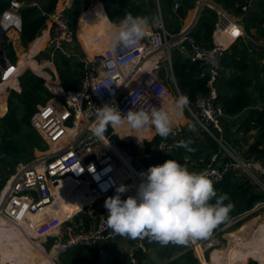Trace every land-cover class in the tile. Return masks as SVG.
I'll list each match as a JSON object with an SVG mask.
<instances>
[{
    "label": "built area",
    "instance_id": "1",
    "mask_svg": "<svg viewBox=\"0 0 264 264\" xmlns=\"http://www.w3.org/2000/svg\"><path fill=\"white\" fill-rule=\"evenodd\" d=\"M198 2L200 12L209 6L218 13L214 47L199 48L189 35L190 30L169 33L160 12L153 27L138 45L131 48L123 45L113 47L110 42L90 56L83 55L75 44L76 36L69 10L55 9L50 15L52 29L48 45L52 58L48 60V67L55 69L52 59L56 53L83 63L85 73L82 87L79 90L64 89L57 73L54 79L46 67L42 66L40 76L45 79V85L53 96L37 106L31 117V126L40 133L49 148L29 162H19L8 175L0 191V219L22 226L25 225L23 221L28 219L29 223L34 224L36 236L42 241L56 237L54 249L59 255L67 254L78 245L130 237L115 233L107 225L104 215H101L97 225L89 229H85L78 220L68 228L67 237L61 239L58 236L62 230V219L56 211L61 205V197L65 196L64 188L70 187L75 193H83L89 201L85 205L91 206L116 194V187L121 184L118 181L121 169L131 172V166L136 162L144 170L146 167L141 161L142 157L150 158L158 152H169L174 148L172 141L162 140L150 151L146 150L145 138L149 126L140 130L133 128L145 148L139 154L140 159H137L135 156L138 151L134 152L131 146L119 144L106 133L104 139L100 140L92 135L90 129L96 121L97 107L105 103L119 107L122 114H126L129 109L147 110L154 105L163 108L171 98V92L159 78L158 69L169 65L174 86L180 91L172 69V51L175 47L188 43L192 50V53L187 54L188 57L208 65L210 95L198 99L196 112L190 105L187 108L207 132L211 133V125L218 131L222 130V117L225 113L220 105L212 102L217 96L215 82L228 45L247 33L237 17L212 0ZM24 6L39 7L40 4L35 0H9V6L0 16L6 34L11 29H21L20 10ZM179 6L180 1H176L175 7ZM249 6L245 5L243 9L246 11ZM8 65L10 70L17 63L8 60ZM17 90L20 91V88ZM205 99L208 100L207 107ZM120 127L124 128L127 136L131 135L130 126L125 124ZM225 149L227 151L223 150V154L213 153L206 166L194 171H206L214 184H218L232 168L247 176L264 194V158L244 156L230 147ZM92 155L95 158L87 160ZM3 166L0 156V173ZM261 209H264V197L244 214ZM33 215L36 216L34 219L29 218ZM139 246L145 249L142 243ZM64 264L73 263L69 261Z\"/></svg>",
    "mask_w": 264,
    "mask_h": 264
},
{
    "label": "trees",
    "instance_id": "2",
    "mask_svg": "<svg viewBox=\"0 0 264 264\" xmlns=\"http://www.w3.org/2000/svg\"><path fill=\"white\" fill-rule=\"evenodd\" d=\"M35 1L40 4L39 7L24 6L20 10L22 22L20 40L22 46L25 48H28L31 42L38 43V45L45 44L47 36L40 35L43 30L47 28V20L55 11L58 2V0ZM102 1L105 2L108 17L112 21L120 20L126 13L151 18L152 11L154 12L157 10V1L155 0L152 2L150 15L128 12L126 7L131 4V0ZM176 1H180L181 6L175 7ZM212 1L228 12L231 11L236 16L245 15L244 29L247 35L251 36L253 30L257 29L262 30V36L264 37V0ZM110 3L114 5L113 8L110 7ZM158 3L167 31L169 33H178L183 27V19L186 17L188 11L196 6L197 0H158ZM249 4L250 6L245 11L243 7ZM8 6L9 0H0V16ZM43 6L48 7L47 12L42 10ZM89 6L90 2L88 0H74L72 8L69 11L74 31H76L77 19L80 12L87 9ZM86 11L87 10L81 13L79 21ZM217 19V11L209 6H205L200 12L196 25L189 32V35L194 38L199 48L210 49L214 47L213 35ZM38 36L40 37L37 38ZM3 38L6 41V57L11 63H16L18 55L12 42L9 41L6 34L3 35ZM185 45L184 51L180 50L179 47L173 49L172 69L179 90L189 97L190 106L196 112L198 109L196 106L198 99L210 95V73H208L207 64L201 60L192 61L188 57L187 54L191 46L188 43H185ZM258 49L260 50V57H264V45L257 46L255 42L246 39V37H242L232 43L228 51L225 52L220 64L221 69L215 82L217 96L212 102L214 105H220L226 116L243 114L245 110L253 106L255 99L254 87L257 86L253 84L255 71L254 63L256 61L254 54ZM41 53L45 55V59L51 60V50H44L41 51ZM52 60L58 73V79L64 89L79 90L82 87V80L85 73L83 63L69 60L58 53L53 56ZM18 64L32 67L36 72L41 73L42 64L37 63L34 58L30 56L27 59L21 56ZM229 71H231V73H228ZM1 73L0 70V82ZM157 74L164 82L168 81V79L172 81L171 73L167 67L162 66L158 69ZM18 80L21 89L20 91L14 89L9 90L8 111L5 115L0 116V156L4 164V168L0 173V191L8 175L15 170L20 160L25 157L24 154L29 152L31 147H43L42 137L31 126V117L37 110L39 104L45 103L53 96L45 85V79L30 68L23 70L18 76ZM260 97L264 99V82L263 88L260 90ZM185 114L188 118L190 117L191 120L184 124L178 133H173L172 131L167 138H163L156 133L151 140H145L146 150L149 151L162 140H170L176 143V147L174 146L169 152H158L150 158L142 157L141 161L146 168L153 164H161L167 159L175 158L181 163L186 164L191 170H195L200 167L195 164H206L213 153L219 152L222 154L220 145L213 134L207 132L194 117H191L189 110L185 109ZM190 125H195L194 129L190 128ZM210 128L216 135H220V132L215 127L211 125ZM253 129L258 131L254 141L248 146L247 155L249 157L264 158V106L261 109H251L247 116L240 121L237 131H242L247 134ZM105 133L115 139L119 144L131 146L134 152L138 151L136 144L126 142L115 134L111 125L107 127ZM119 134L122 133L119 132ZM181 140L187 142V147L184 145L177 146V142ZM215 188L217 190V195L223 193L228 194V199L225 200L224 203L228 204L230 202L232 206L228 216L207 235L198 237L197 240L199 241L206 239L212 233L221 232V229L233 218L238 217L250 209L255 202L264 197V194L261 193L248 178L242 177L232 168L220 183L215 184ZM83 217L86 224H90L91 217L89 214L84 213ZM4 226L5 224L0 221V254H4L7 250V246L12 244L19 251V257L14 258L13 264H47L44 258H35L23 234L15 230L13 226H9L5 229ZM141 237L144 239V236ZM136 239L138 240V237ZM131 242H134V240L132 239ZM178 244L181 249V245L191 244V241L188 239L187 242ZM101 249L102 246L100 243L78 245L65 254L64 258L66 261H73L77 264H97ZM105 249L108 254H110V264H157L153 260L145 261L147 254L142 248L137 249L133 253L136 263L131 260L129 254L118 248L116 242H108ZM173 249L174 247L168 243L161 249V252H158V255L163 260L170 259L173 255ZM187 258L198 261L193 255V249L189 248L177 258L169 260L167 264H178L181 259ZM184 264H188V261Z\"/></svg>",
    "mask_w": 264,
    "mask_h": 264
},
{
    "label": "clouds",
    "instance_id": "3",
    "mask_svg": "<svg viewBox=\"0 0 264 264\" xmlns=\"http://www.w3.org/2000/svg\"><path fill=\"white\" fill-rule=\"evenodd\" d=\"M151 23L147 16L126 13L119 21L118 30L112 34L113 47L138 45ZM189 104V97L183 93L176 97L169 109L154 105L147 110L129 109L122 114L119 107L105 103L97 107L96 121L90 131L103 140L109 125L127 124L137 130L154 126L157 134L167 138L173 131L171 113L181 115ZM189 127L194 129L195 125ZM180 145L187 147V142L178 141L177 146ZM140 176L134 194L122 197L128 186L120 184L116 187V194L104 201L106 223L115 233L132 238L146 235L164 244L184 243L190 238L207 235L231 209L230 202L224 203L228 194L217 195L214 181L206 171L190 170L175 158L150 165Z\"/></svg>",
    "mask_w": 264,
    "mask_h": 264
},
{
    "label": "rangeland",
    "instance_id": "4",
    "mask_svg": "<svg viewBox=\"0 0 264 264\" xmlns=\"http://www.w3.org/2000/svg\"><path fill=\"white\" fill-rule=\"evenodd\" d=\"M229 12H231V11H229ZM234 16L237 17L238 19H241V20H244V18H245V15H241V16L240 15L239 16L234 15ZM156 17H157V15H156ZM93 19H94V17L91 16V13H90V15H88V11H86L81 16L80 21H79V25H80V27H79V30H80L79 36L80 37H85V36L88 35V38L91 39V36L93 34H95V31H97L99 28L100 29H106V26H107V23H108L107 22V19H106V16L102 17L100 21H97V24H98L99 28L97 26H95L93 28V24H95V21H96L94 19V22H93L92 21ZM182 29H185L184 28V25H183ZM16 31H18V29L12 30V32H7V33L9 35H11L12 38L17 39L18 37L16 35ZM103 33H105V30H102L100 32V34H103ZM245 37H246V39L255 42L257 44V46H263L264 45V42H263L264 41V37L262 36V30L254 29L253 30V34L251 36L245 35ZM43 46L44 45L35 46L34 49H36V48L37 49H40V47H43ZM183 48L184 47L180 46V50H183ZM28 50H29V48H25L23 50L21 47H19L17 45V51H18L19 59H21V56H23V58L27 59L30 56ZM259 52H260V50L258 49L257 52H255L254 55L256 57H259ZM31 58H33V57H31ZM34 58L35 59L39 58V59H37L38 62H39V64H45L46 70L53 75V78L54 79H56L55 76H54V74H55V72L57 73V70H56V68L55 69L48 68V66L46 65L47 59H45V55L43 53L40 52ZM19 65H21V64H19ZM21 66H23L24 69L29 68V66H27V67L24 66V65H21ZM166 67L169 68V65H166ZM13 69L16 71L17 66L15 68H12L11 70H13ZM38 74L41 75V73H38ZM1 81H2V79H1ZM164 83L166 84L167 88L171 92V98L167 101V104L165 103V105H164L163 108L164 109H169L174 104L176 97L179 94H181V91H178L177 88H176V86L174 87L173 80L171 81V80L168 79V81H166ZM10 85H8L6 87L7 89L5 88V93L0 94V100H1L2 96L4 95L3 96L4 97L3 98L4 101L2 103H0V116L5 115L6 112L8 111V95H9V90L10 89H14V90H17L18 89V82H17L16 85H15V83H14V85H11V86ZM185 109L186 110H189L187 107ZM183 114H185V110H184ZM190 114H191V117H194L191 112H190ZM171 115H172V119H173V133H178L181 130L182 126L184 125V124L181 123V120H180V117H182V116L181 115H177L176 112H173ZM189 119H190V117H189ZM178 124H182V125L178 126ZM117 129H118L117 127H113L114 133L117 134L121 139H123L126 142H132V143L138 145V153L136 154L135 158L140 159V155L139 154H141L142 152H144L145 151V148H144V146L141 143L142 142V139H139L137 137L138 132H136L131 127V132L132 133H131L130 136H127L126 135V132L122 130L124 128H121L120 127L118 130ZM146 131H147V133H146V137L147 138H145L146 140H151L155 136V134H156V131L154 129V126H149ZM36 132L40 135V133L38 131H36ZM119 132H121L122 134H119ZM211 133H212V131H211ZM213 136L218 141V143L220 145V148H221V151H222V154H223L225 152V151L223 152V150H226L225 147L228 148V146H226L227 143L224 140H222L219 135H216L214 132H213ZM42 140H43V138H42ZM172 142L174 143V145L176 147V143L174 141H172ZM42 144H43V147H41V148H39L37 146L36 147L35 146L34 147H31L30 150H29V152H26L24 154L25 157L20 160V163L29 162L30 160H32L36 156H38L39 153L48 150V148H49L48 144L45 143L44 141H42ZM208 163H209V161L206 164H203V165L200 164V163H197L195 165H198V166H200L199 168H202V167L206 166ZM133 168L134 169H137V170H142L143 167H138L136 165V162H134ZM121 172H124V178L126 179L125 181H128V180H131L132 179V175L128 171L126 172L125 169H123V170L121 169ZM238 174L241 175L242 177H247L245 175H242L240 172ZM128 189H129V187H128ZM135 190H136V188L134 190L133 189L132 190H127L126 192L122 193L121 195H122V197H127L128 195L134 194L135 193ZM64 191H66L65 196L69 192L70 193H74V191L71 190V188H69V187H68V189L67 188H64ZM113 195H115V194H113ZM105 199H102L100 202H98L96 204H92L91 206H87V205H85L83 203V206L79 207L81 209H77V211L74 212V213H72V214H69V215L66 214V217H64V218L61 217V219L63 218V220L61 221L62 222L61 223L62 230L60 231V234H59L60 236H58V237H62L61 239L66 238L67 235H68V228L70 226H73L74 224H76L78 220H79V223H82L83 224V227L85 229H89L91 227L92 228L95 227L97 225V223L99 221V217L101 215H104V217L106 218L107 209L104 206ZM0 200H1V192H0ZM59 209H60V207L57 208V211ZM84 213H88L89 216L91 217L90 224H86V221H85V219L83 217V214ZM235 218H233L234 220L232 219L229 223H227L221 229L222 230L221 232L212 233L209 237H207L206 239L200 240V241L197 240V238L195 240H193L192 238H190L189 240L191 241V244L181 245V249H180V247H179L180 245L178 243H176V242H168V243H170L174 247V249H173V255H172V257L170 259H167L168 262H169V260L174 259V258H177L178 256H180L187 249L192 248L193 249V255H194V257H196L198 259V261H193V260H190L189 258H187V259H181V261L178 264H184V263H186V261H188V264H204L205 262L208 263V264H210V253H211V250L213 248H216V247L217 248H226L229 245V243L232 240V238H233L230 235L233 232L234 233H237L235 231H238L239 229H243V231L245 232V235H243L244 237H248L249 234H251V233L254 234L255 233L254 234L255 237L258 239L259 238V235L257 234L256 230L257 231H260V232H263L264 231V226L261 225V223L264 222V209L255 211L253 213H248V214L242 213L241 215H239L238 217H235ZM0 221L5 224L4 229L7 228V227H9V226H13L15 230H17L21 234H23V236L26 237V241L28 242V244H29L32 252L34 253L35 258L38 259L36 257V253H35V251L33 249L32 242L27 237V235H25V233L23 232V230L22 229H18V227L16 225H14L13 223H10V222L9 223H6L5 220H3L2 218L0 219ZM70 222H72V223H70ZM78 230H79V228L78 229H75V231H78ZM35 236H36L35 234H32L31 235L32 239H34L35 241L38 240L41 248H43V250H44L45 253H49V254L52 253V256H53L52 259H53V261L56 262V264H64L65 263V261H66L65 258H64L65 255H63L61 257H57L56 253L54 252V249L53 248H54V244L56 242L55 239H54L55 236L49 237L48 240H43V241H42L41 238H39L37 236L35 237ZM140 238L138 237V240L137 239L135 240L134 238H124L123 240H121L120 238H117V239H114V241L119 245L120 248L122 247L121 245H122V243L124 241H125V244L126 245L130 244L132 239L134 240V242H136V241L142 242V244L144 245V247L146 248V250L147 251L150 250L149 253L152 254V255H158V252L159 251L161 252V249L165 245L168 244V243L167 244H164V243H161L159 241H156V240H154V239H152V238H150V237H148L146 235L144 236V239L142 237H140ZM259 240L261 241V243L263 245V233L260 235V239ZM10 247L16 248L14 245L10 244V245L7 246V250H6L5 253L8 252V250H9ZM132 247H133L132 251H130V250L129 251L132 252V253H134L137 250L136 244H135V246H132ZM16 251H17V253L15 254V257L12 256L14 258L19 257V251H18V249ZM2 256H3V254H0V258ZM12 257L7 258V259L2 258L3 264H13V261L15 259L12 258ZM253 262H255V263H253ZM245 264H259V262L258 261H255V259L249 258L246 261Z\"/></svg>",
    "mask_w": 264,
    "mask_h": 264
},
{
    "label": "crops",
    "instance_id": "5",
    "mask_svg": "<svg viewBox=\"0 0 264 264\" xmlns=\"http://www.w3.org/2000/svg\"><path fill=\"white\" fill-rule=\"evenodd\" d=\"M88 1L90 2V6L87 9H84V10H82L80 12V14L78 16V19H77V27H76V31H75V36H76V43L75 44H76L78 50L81 51V53L83 55H86V56H90L93 53L98 52L105 45H107L110 42H112V34L115 31L118 30V24H119V21H120V20H113L112 21V20L109 19L107 6H106L105 2H103L102 0H88ZM155 1H157V10L154 11V12L152 11V14L150 13V11L152 9L151 5H152L153 0H131V4H129V6L126 7V9L128 10V12H133V13L136 12L138 14H147V15L151 14V18L149 17L152 20V23H151V25L149 27V29H151L153 27L154 23H155V20L159 17V13L161 12V9L159 10L160 5L158 3V0H155ZM198 1L199 0H197L196 6L194 8H192V9H190L188 11L186 17L183 19L184 28L189 27L195 21L194 19H196L197 14H198V3H199ZM73 2H74V0H58L56 8H57V10L68 9L70 11V9L72 8ZM110 7L113 8L114 5H112L110 3ZM138 9H140V10H138ZM85 10L88 11V15H90V13H91V16H93L94 19L96 20L95 24H93V28L95 26H97L99 28V26L97 24V21H100L101 18L104 17V16H106V19H107V22H108L107 26H106V29H100L99 28L97 31H95V34H93L91 36V39L88 38V35L85 36V37H80L79 36V32H80V30H79V27H80V25H79V17L81 15V13L83 11H85ZM156 15H157V17H156ZM94 19L92 20L93 22H94ZM239 20H240L241 24L244 27V20H241V19H239ZM51 29H52V22H51L50 16H49V18L47 20V28H45L43 30L42 34L40 35V36H47L45 44H44L43 47H40V49H37V48L34 49L35 46H39V45H38V43H32L31 42L32 44L30 43L29 44L30 46L28 47L29 48L28 51H29L30 57L34 58L41 51L48 50V49L50 50V47L48 45V41H49V38H50ZM12 30H15V29H11L9 32H12ZM102 30H105V33L100 34V32ZM16 35H17L18 38L14 39V38L11 37V35L7 34L8 38H9V41L12 42V44H13L16 52H17V55H18L17 45L19 47H21L23 50L25 49V47H23L22 44H21L20 30L16 31ZM40 36H38L37 38H39ZM243 37H245V36H243ZM240 38H242V37H240ZM234 42H231L228 45L227 51H228L230 45L232 43H234ZM214 43H216V38L215 37H214ZM31 45H32V47H31ZM182 47L185 48L186 45H183ZM184 48H183L182 51H184ZM255 48H257V47H255ZM250 50H251V48H250ZM189 53H192L191 49H190ZM254 58L256 59V61L254 63L255 64V71H254V76H253V84L255 86L256 85L257 86L254 87L255 99H254V102H253V106H251L250 108L245 110L243 112V114L241 113V114H238V115H235V116H226V115H224L222 117V130L219 131L220 132L219 136L221 137L222 140H224L227 143L226 146L235 149L236 151H238L239 153H241L244 156H248L247 155L248 146L254 141L255 135L257 134L258 130L253 129L249 133L245 134L242 131H240V132L237 131L238 125H239L240 121L247 116L248 112L251 109H253V108H260L261 109L264 106V101H263L264 99H261V97H260V90L263 88V82H264V75H263V73H264V69H263L264 68L263 67L264 66V57H260V55H259V57L255 56ZM37 59H39V58H37ZM37 59L34 58V60L37 63H39ZM48 60H47V63H46L47 66H48ZM19 61H20V59H19V55H18V60L16 62L17 63V65H16L17 66V69H16L17 77H16V79H17V82H18V88H20L18 76L21 74V72L23 70H25L23 68V66L18 64ZM16 63H13V64H16ZM41 66L45 67V64H42ZM29 68L31 69L32 67H29ZM48 68H50V67H48ZM1 72H2L1 73V79L4 80V78H5L4 74H7L9 72V69L6 72L5 71H1ZM34 72L36 74H38L35 70H34ZM228 73H231V71H229ZM181 116L182 117H180V120H181L182 124H185V123L190 121V119L187 118V116L185 114H181ZM182 124H178V126H180ZM131 169H132V166H131ZM120 172H121V170H120ZM121 177H122V181H120V183L121 184H125L126 182H124V181L126 179L124 178V172H121ZM261 225L264 226V222H262ZM235 232H237V233L233 232L232 234H230L231 236H234V238H235V245H234L235 249H234V251L232 253L233 254V258H234V263H231V262H229L227 260L216 259L215 258V252H216L217 249H219V248L216 247V248H213L211 250V253H210V264H245L246 261L249 258L257 260L259 262V264H264V248H263V245H262L261 241L259 240L260 239V235L262 233L264 234V231L260 232V231L256 230L257 234L259 235L258 239L255 237V235H254L255 233L254 234L251 233V234H249L248 237H244L243 235H245V232L243 231V229H239L238 231H235ZM124 238H132V237H121L120 239L123 240ZM136 238H134V239L136 240ZM108 242H115V241L114 240H112V241L109 240V241L99 242L100 245L102 246V249H101V252L99 254V258H98L97 264H110L111 263L110 254H108V252L105 249V246L107 245ZM140 243H142V242L138 241V242H131L130 244L126 245L125 241H124L122 243V245H121L122 246L121 248L119 247L118 244L117 245H118V248L121 249L123 252H125L127 254L129 253V255L131 257V260L134 263H136V260L133 257V253L130 252V251H132V249H133L132 246H135V244H136L137 249H141V247L139 246ZM255 244H258V246L260 247L261 251L253 248L254 246H256ZM16 250H17L16 248L10 247L8 252L11 251L12 254H13L12 256L15 257V254L17 253ZM144 250L146 251V254H147V258L145 259V261L146 260H153L157 264H167L168 263L167 259L163 260V259H161V257L159 255L150 254L149 253L150 250L147 251L146 248ZM249 251H251L252 253L249 254ZM54 252L56 253L57 257L63 256V255L57 254V250L56 249H54ZM4 255L5 254H3V257H4ZM14 257H12V258H14ZM36 257L38 259L39 258H44L45 262L47 264H52L51 261L49 260V258L46 255L42 256V255L36 254ZM8 258H10V257H8ZM157 258H159V259H157ZM53 262L56 263L55 261H53ZM67 262H69V261H66V263ZM72 263L73 264H77V263H75L73 261H72Z\"/></svg>",
    "mask_w": 264,
    "mask_h": 264
},
{
    "label": "bare ground",
    "instance_id": "6",
    "mask_svg": "<svg viewBox=\"0 0 264 264\" xmlns=\"http://www.w3.org/2000/svg\"><path fill=\"white\" fill-rule=\"evenodd\" d=\"M16 77H17V73H16L15 70H9V72L7 74H5L4 80H2V82H0V94L5 93V88L8 85H10V84L11 85H14V83H15V85L17 84ZM3 96H2V98L0 100V103H2L4 101V99H3L4 97ZM166 104H167V102H166ZM117 128L119 129L120 127L117 126ZM122 130L124 131V129H122ZM142 171H145V169L144 170H137V169H134L132 167L131 172H129L132 175V179L131 180H128V181H125L126 182L125 185L127 184V186L129 187L128 190H132V189L134 190L136 188V186L138 185V183L141 180L140 173ZM118 181L119 182L122 181V177L119 176ZM66 188L68 189V187H66ZM83 203L84 204L89 203L87 197L83 193H78V192L77 193H75V192L74 193H70L69 192L66 196L61 197V206H59L60 209L57 211V214L60 217H63L64 218V217H66V214L69 215V214H72V213L76 212L77 209H81L79 207L83 206ZM35 217L36 216L33 215V216L29 217V218L34 219ZM63 218H62V220H63ZM27 220L28 219H26L25 221H23V223H25V225H23V226L22 225H17L15 223H13V224L16 225L18 227V229H22L23 232L25 233V235H27V237L32 242V246H33V249H34V251H35L36 254H39V255H42V256L43 255H46L49 258V260L51 261V263L54 264L53 259H52V257H53L52 256V253L51 254L45 253L44 250H43V248H41L38 240L35 241L34 239H32L31 235L32 234H35L36 235V233H35V227H34V224L29 223ZM232 237H233L232 240L230 241L229 245L226 248H219V249L216 250V252H215V258L216 259H219V260H227V261H229L231 263H234V258H233V254L232 253H233V251L235 249V246H234L235 245V238H234V236H232ZM192 239L195 240L196 238H192ZM255 245L256 246H254L253 248L261 251V249L258 246V244H255ZM250 253H252V252L249 251V254ZM12 255L13 254H12L11 251L5 253L4 257L2 256L0 258V264H3L2 258H5L6 259L8 257H11ZM204 264H208V263L205 262Z\"/></svg>",
    "mask_w": 264,
    "mask_h": 264
},
{
    "label": "water",
    "instance_id": "7",
    "mask_svg": "<svg viewBox=\"0 0 264 264\" xmlns=\"http://www.w3.org/2000/svg\"><path fill=\"white\" fill-rule=\"evenodd\" d=\"M42 10L44 11V12H47L48 11V7L47 6H43L42 7ZM199 15H200V10L198 9V14H197V17H196V19H195V21H194V23H193V25H190L189 27H186L183 31L185 32V31H189L195 24H196V22H197V20H198V18H199ZM4 29H3V27H2V25H1V23H0V70L1 71H6V69H8V67H9V65H8V59H7V57H6V53H5V45H6V41L4 40V38H3V35H4ZM32 69V68H31ZM33 70V69H32ZM34 71V70H33ZM204 103H205V107H207L208 106V100L207 99H205V101H204ZM95 158V156L94 155H92V156H90V157H88L87 158V160H90V159H94ZM157 259H159V258H157ZM255 261H257V260H255ZM55 264V263H54Z\"/></svg>",
    "mask_w": 264,
    "mask_h": 264
},
{
    "label": "snow or ice",
    "instance_id": "8",
    "mask_svg": "<svg viewBox=\"0 0 264 264\" xmlns=\"http://www.w3.org/2000/svg\"><path fill=\"white\" fill-rule=\"evenodd\" d=\"M236 31H238V29Z\"/></svg>",
    "mask_w": 264,
    "mask_h": 264
}]
</instances>
